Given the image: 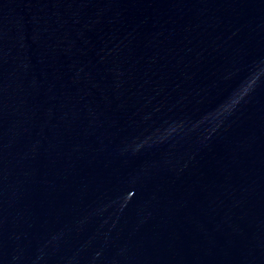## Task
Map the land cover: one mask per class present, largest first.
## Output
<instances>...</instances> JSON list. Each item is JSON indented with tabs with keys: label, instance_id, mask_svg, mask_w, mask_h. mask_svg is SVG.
I'll return each instance as SVG.
<instances>
[{
	"label": "water",
	"instance_id": "95a60500",
	"mask_svg": "<svg viewBox=\"0 0 264 264\" xmlns=\"http://www.w3.org/2000/svg\"><path fill=\"white\" fill-rule=\"evenodd\" d=\"M0 264H264V0H0Z\"/></svg>",
	"mask_w": 264,
	"mask_h": 264
}]
</instances>
